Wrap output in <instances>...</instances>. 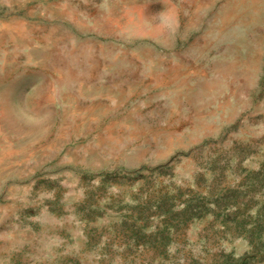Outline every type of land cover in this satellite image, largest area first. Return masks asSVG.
Masks as SVG:
<instances>
[{"label": "rangeland", "instance_id": "374dc122", "mask_svg": "<svg viewBox=\"0 0 264 264\" xmlns=\"http://www.w3.org/2000/svg\"><path fill=\"white\" fill-rule=\"evenodd\" d=\"M0 264H264V0H0Z\"/></svg>", "mask_w": 264, "mask_h": 264}, {"label": "trees", "instance_id": "16d2710c", "mask_svg": "<svg viewBox=\"0 0 264 264\" xmlns=\"http://www.w3.org/2000/svg\"><path fill=\"white\" fill-rule=\"evenodd\" d=\"M187 208V207H186Z\"/></svg>", "mask_w": 264, "mask_h": 264}]
</instances>
